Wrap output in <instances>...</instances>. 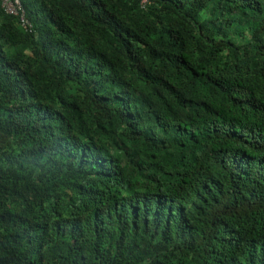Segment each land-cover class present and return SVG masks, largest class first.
<instances>
[{
	"label": "trees",
	"instance_id": "16d2710c",
	"mask_svg": "<svg viewBox=\"0 0 264 264\" xmlns=\"http://www.w3.org/2000/svg\"><path fill=\"white\" fill-rule=\"evenodd\" d=\"M0 2V264H264V0Z\"/></svg>",
	"mask_w": 264,
	"mask_h": 264
},
{
	"label": "built area",
	"instance_id": "2783aa9c",
	"mask_svg": "<svg viewBox=\"0 0 264 264\" xmlns=\"http://www.w3.org/2000/svg\"><path fill=\"white\" fill-rule=\"evenodd\" d=\"M2 8L7 14L15 15L19 17L20 26L25 31H32L31 24L26 20L24 10L19 2V0H0ZM146 3L145 0H142L141 4Z\"/></svg>",
	"mask_w": 264,
	"mask_h": 264
},
{
	"label": "clouds",
	"instance_id": "9594fccd",
	"mask_svg": "<svg viewBox=\"0 0 264 264\" xmlns=\"http://www.w3.org/2000/svg\"><path fill=\"white\" fill-rule=\"evenodd\" d=\"M19 2H20V0H19ZM20 4H21V2H20ZM22 6V5H21ZM23 8V7H22ZM24 13H25V11H24ZM25 17H26V14H25ZM33 26V25H32Z\"/></svg>",
	"mask_w": 264,
	"mask_h": 264
}]
</instances>
